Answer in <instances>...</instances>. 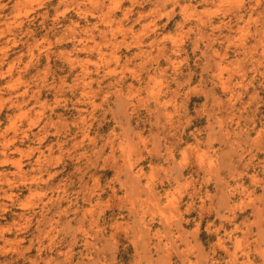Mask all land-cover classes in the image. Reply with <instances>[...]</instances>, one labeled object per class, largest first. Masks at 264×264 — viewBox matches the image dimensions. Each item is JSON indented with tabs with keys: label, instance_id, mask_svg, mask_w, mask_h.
<instances>
[{
	"label": "rangeland",
	"instance_id": "rangeland-1",
	"mask_svg": "<svg viewBox=\"0 0 264 264\" xmlns=\"http://www.w3.org/2000/svg\"><path fill=\"white\" fill-rule=\"evenodd\" d=\"M0 195V264H264V0H0Z\"/></svg>",
	"mask_w": 264,
	"mask_h": 264
},
{
	"label": "bare ground",
	"instance_id": "bare-ground-1",
	"mask_svg": "<svg viewBox=\"0 0 264 264\" xmlns=\"http://www.w3.org/2000/svg\"><path fill=\"white\" fill-rule=\"evenodd\" d=\"M142 17H143V16H142ZM7 158H8V157H7ZM7 158H6V159H7ZM8 160H10V158H9ZM8 160H3V163L6 164L7 162H9ZM3 193H4V192H3ZM3 193H2V194H3ZM6 194H7V193H6ZM6 194H5V195H6ZM0 196H1V195H0ZM18 216H19V215H18ZM20 217H21V216H20ZM23 217H25V216L23 215ZM12 225H13V224H12ZM2 230H3V229H2ZM3 231H5V230H3ZM3 231H0V233H2ZM0 235H1V238L4 239V236H3L2 234H0ZM4 240H5V239H4ZM16 240H17V239H16ZM18 240H21V239H18ZM18 243H19V242H18ZM18 245H19V244H18Z\"/></svg>",
	"mask_w": 264,
	"mask_h": 264
}]
</instances>
